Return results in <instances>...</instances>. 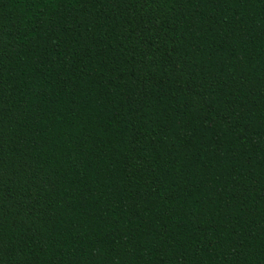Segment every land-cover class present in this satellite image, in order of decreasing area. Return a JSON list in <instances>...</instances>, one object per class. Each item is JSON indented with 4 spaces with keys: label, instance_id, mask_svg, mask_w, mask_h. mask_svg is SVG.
<instances>
[{
    "label": "trees",
    "instance_id": "trees-1",
    "mask_svg": "<svg viewBox=\"0 0 264 264\" xmlns=\"http://www.w3.org/2000/svg\"><path fill=\"white\" fill-rule=\"evenodd\" d=\"M0 264H264V0H0Z\"/></svg>",
    "mask_w": 264,
    "mask_h": 264
}]
</instances>
